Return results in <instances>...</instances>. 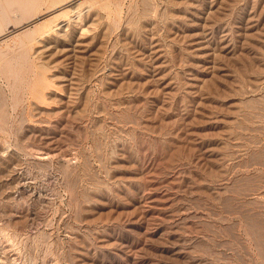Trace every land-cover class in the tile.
Wrapping results in <instances>:
<instances>
[{
  "label": "rangeland",
  "instance_id": "374dc122",
  "mask_svg": "<svg viewBox=\"0 0 264 264\" xmlns=\"http://www.w3.org/2000/svg\"><path fill=\"white\" fill-rule=\"evenodd\" d=\"M0 1V264H264V0Z\"/></svg>",
  "mask_w": 264,
  "mask_h": 264
},
{
  "label": "bare ground",
  "instance_id": "6f19581e",
  "mask_svg": "<svg viewBox=\"0 0 264 264\" xmlns=\"http://www.w3.org/2000/svg\"><path fill=\"white\" fill-rule=\"evenodd\" d=\"M14 1H18V0H8V2L9 3H13ZM20 1H23V2H26V1H29V0H20ZM61 3V5L63 4V6H65L64 7V9L63 10H68V9H70V8H78V6L83 2V0H66V1H60ZM119 2V1H118ZM0 3H1V1H0ZM59 3V2H58ZM148 4V3H147ZM60 5V6H61ZM119 5V4H118ZM153 6V5H152ZM1 8H2V4H0V11H1ZM61 8V7H60ZM73 9V10H74ZM148 11V10H147ZM85 12V11H84ZM37 18V17H36ZM61 20V19H60ZM32 22H34V20L33 21H30V22H28V23H26L25 25H23V26H21V27H14L13 29H12V31L11 32H13V31H17V30H21V29H23V28H26V27H28V25H30ZM113 24H115V23H112V25ZM73 25H75V23L73 24ZM130 27V26H129ZM202 27V26H201ZM159 30V29H158ZM111 32V31H110ZM47 33V32H46ZM202 33V32H201ZM223 33V32H222ZM6 35H8V33L7 34H2V35H0V38H2V37H4V36H6ZM199 35V34H198ZM203 35V34H202ZM207 35V34H206ZM201 36V35H200ZM204 36V35H203ZM202 37V36H201ZM198 39V38H197ZM201 39V38H200ZM205 40V39H204ZM77 41V40H76ZM206 41V40H205ZM79 42V41H78ZM80 43V42H79ZM205 43V42H204ZM200 44H202V43H200ZM199 44V45H200ZM198 45V44H197ZM204 45V44H203ZM212 48V47H211ZM64 50V49H63ZM150 50V49H149ZM73 51V50H72ZM208 52V51H207ZM106 53V52H105ZM143 55V54H142ZM82 56V55H81ZM152 59V58H151ZM209 63V62H208ZM103 67V66H102ZM108 69V68H107ZM212 72V71H211ZM71 75V74H70ZM69 75V76H70ZM70 79V78H69ZM72 80V79H71ZM68 82V81H67ZM71 82V81H70ZM69 82V83H70ZM166 82V81H165ZM68 83V84H69ZM73 83V82H72ZM201 83H202V80H201ZM118 84V83H117ZM77 85V84H76ZM82 85V84H81ZM75 86V85H74ZM80 86V85H79ZM199 88V87H198ZM76 89V88H75ZM84 96V95H83ZM82 96V97H83ZM201 97V96H200ZM162 99V98H161ZM196 103V102H195ZM78 109V108H77ZM76 109V110H77ZM99 117V116H98ZM218 118V117H217ZM42 122V121H41ZM46 122V121H45ZM43 123V122H42ZM1 124H2V121L0 120V126H1ZM3 128V127H2ZM43 128V127H42ZM56 144H57V142H56ZM53 145V144H52ZM51 146V145H50ZM213 146V145H212ZM235 146V145H234ZM3 156V155H2ZM224 156V155H223ZM210 157V156H209ZM239 157V156H238ZM152 162V161H151ZM171 173V172H170ZM175 173V172H174ZM225 188V187H224ZM206 190V189H205ZM211 190V189H210ZM144 197V196H143ZM139 199V198H138ZM139 204V203H138ZM168 204V203H167ZM166 204V205H167ZM180 210V209H179ZM182 211V210H181ZM257 236H259V235H257ZM7 258L5 257V260H6ZM8 261V260H7ZM10 261V260H9ZM8 261V262H9ZM5 262V261H4ZM1 263V262H0ZM4 264V263H3Z\"/></svg>",
  "mask_w": 264,
  "mask_h": 264
}]
</instances>
